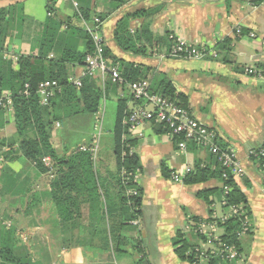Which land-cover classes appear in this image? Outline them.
Returning a JSON list of instances; mask_svg holds the SVG:
<instances>
[{"label": "crops", "instance_id": "1", "mask_svg": "<svg viewBox=\"0 0 264 264\" xmlns=\"http://www.w3.org/2000/svg\"><path fill=\"white\" fill-rule=\"evenodd\" d=\"M52 1L53 13L48 11L49 0H0V9L22 3L29 19L22 23L21 39L17 34L6 39L11 53L37 54L48 18L70 20L83 27L71 3ZM79 3L91 21L93 17H103L102 36L118 68L127 64L139 67L151 84L163 79L170 81L185 108L219 133L221 146L236 150L245 175L235 183L248 202L250 231L239 239L241 257L232 264H264V165L250 155L264 146V0H79ZM35 14L39 17L32 16ZM238 28L241 34L237 33ZM118 29L130 34L128 49L117 41ZM173 35L190 44L212 48L217 57L209 54L204 60L170 58ZM249 67L261 76L248 74ZM84 70V66L68 64V79L81 76ZM97 76L105 84L107 78ZM106 99L117 105L123 101L125 116L146 107L133 99L126 86L113 82ZM100 111L94 114L98 123H102V117L97 116ZM13 117L14 113L0 114V141L5 142L0 148L4 161L0 163V217L7 229L14 231L15 250L30 254L33 264H188L176 254L174 240L183 232L193 244L197 242L195 236L185 233V227L192 218H209L211 211L199 193L218 188L211 198L212 207L218 214L225 210L220 179L194 185L172 180L175 173L185 175L187 168L195 172L198 164L214 169L215 157L194 143H188L187 149L180 151L167 132H158L160 125L145 122L122 140L123 147L132 151L138 162L132 172L138 175L136 187L141 189L142 214L131 220V211L124 208L128 214L123 217L119 200L123 168L119 171L113 156L110 159L99 156L98 207L93 208L85 196L78 197L81 205L80 211L74 213L77 219L64 224L49 195L51 172L42 173L23 157L18 145L14 152L8 148L15 142L17 132ZM61 126V122L55 123L51 131L56 150L55 130ZM96 137L100 136L93 135V142ZM85 145L92 144L85 141L75 149ZM57 153L70 154V151L57 150ZM111 154L115 156V152ZM113 228L115 236L111 233Z\"/></svg>", "mask_w": 264, "mask_h": 264}, {"label": "trees", "instance_id": "2", "mask_svg": "<svg viewBox=\"0 0 264 264\" xmlns=\"http://www.w3.org/2000/svg\"><path fill=\"white\" fill-rule=\"evenodd\" d=\"M53 3L54 1L49 0L47 6L48 11L52 13L55 11ZM76 12L75 17H77V21H81V14L88 24H93L91 27H95L94 19L96 17H93L91 21L89 13L83 11L81 7H79V12L77 10ZM99 18L103 21L104 25L103 17L100 16ZM25 21L26 16L22 3L0 9V95L4 92L12 93L14 103L13 118L17 130L15 142L8 146V148L10 152H14L15 146L18 145V151L22 152L23 157L35 164L42 173L48 174L51 172V192L49 195L55 202V207L61 221L66 224L77 219L74 217V213L80 211L79 206L81 205L77 202L78 197L85 196L93 208L98 207V202H100L101 198V179L96 170L98 156L97 159L93 160L91 152H83L80 149H75L73 152L70 151V154H58L51 142L52 127L55 123L69 117L81 113L96 114L102 110V101L107 97L112 80L107 77L103 86L99 76L85 77L83 78V87L81 89L69 83L67 65L85 66L86 57L94 53L95 45L90 33L84 27L73 24L70 20L61 21L57 17L48 18L46 28L38 42L39 50L37 54L18 55L19 62L16 66L12 61L5 60L3 47L6 39L8 37L13 38L15 34H17L18 39H21V24L25 23ZM63 25H66L65 32L62 31ZM103 25L100 27L101 31ZM124 26L123 24L120 28ZM125 33L126 31L123 32L121 29H118L116 31V39L122 47L128 49L126 46L130 34L128 36ZM82 46L83 50H81ZM50 55H53V58H50ZM110 56L111 54L105 45V57L112 65L117 66L118 62L116 60L113 62ZM119 71L121 77L126 82H137L146 79L141 68H135L132 64L124 65L122 69L119 68ZM46 80L58 81L61 86V92L51 100L49 106L44 107L40 104L38 87ZM98 84H101V86ZM26 85H29L28 94H25ZM151 90L154 93L177 100L185 107L179 101V96L176 94V90L170 81L163 79L160 82H152ZM3 111L6 113V110L0 108L1 115H3ZM129 115L125 116V103L120 100L114 127L115 157L119 171L125 168L132 172L138 166L137 159L135 156L128 155L130 151L125 149L122 144L123 136L128 133L124 121L125 117L128 118ZM159 127V133L166 132L163 126ZM95 139L94 144L85 146L93 147L98 145L99 154V139ZM178 140H181V138L177 137L176 142ZM2 146H5V142L0 141V148ZM124 153H127L126 156H123ZM45 157L52 159L54 170L49 171V168L44 165L43 159ZM257 162L260 165H264V157L257 160ZM215 164L214 169L198 164L195 172L187 175L184 181L187 184L194 185L202 184L212 178L220 179L223 184L232 187L226 197H224V190L221 188V197L223 199L226 198L227 206L241 205L249 212L246 196L237 187L235 181H226L222 178L223 169L217 161ZM120 187L119 200L123 205V217L128 214L127 210H130V219L138 218L142 214L143 198L141 196V189L137 187L138 192H140L138 196L132 197L128 195L121 178ZM217 191L218 188L204 190L199 193V196L204 198L209 206H212L213 200L211 198ZM72 193L75 195L72 196ZM69 197L72 200H68ZM107 207L108 214L111 215L109 205ZM191 220L199 221L201 219L192 218ZM121 226H125V224H121ZM219 226L223 230L224 240L240 246L237 233L242 229V224L238 218H232L224 223L219 221ZM7 228L5 221L0 217V264H33L30 254H22L15 250L16 240L14 238V231L11 228ZM111 233L112 236H115L114 228L111 230ZM194 246L195 244L183 232L178 233L174 240L176 254L187 263V252L194 249ZM139 253L142 254V252ZM206 264L222 263L214 259Z\"/></svg>", "mask_w": 264, "mask_h": 264}, {"label": "built area", "instance_id": "3", "mask_svg": "<svg viewBox=\"0 0 264 264\" xmlns=\"http://www.w3.org/2000/svg\"><path fill=\"white\" fill-rule=\"evenodd\" d=\"M62 1L71 3L79 12L80 5L78 0ZM80 18L83 27L88 30L91 35L95 45V51L86 57L85 70L81 76L69 77L68 81L71 85L81 89L83 87V78L85 77L100 75L103 77V80L107 77L111 78L114 84L123 87L126 86L135 101L145 104L146 107H151V109L140 107L128 116L125 121L128 132H137L139 126L145 122L163 126L180 151H185L188 143H194L200 148L207 149L223 169L222 178L224 180L235 181L245 175L241 162L237 158L236 150L232 147H222L219 133L216 130L197 120L190 111L183 107L177 100L154 93L151 90V83L148 79H142L137 82H126L121 77L119 68L112 65L105 57V41L100 29L103 25V21L99 17H96L94 19L95 27H91L81 14ZM241 32L242 30L238 28L237 33L241 34ZM250 37L255 38L256 35L250 34ZM170 38L173 47L168 57L189 60H204L209 54H213L214 57H217L215 50L212 48L190 44L175 35L170 36ZM8 49V45L5 44L3 47L4 59L12 61L16 66L19 62V56L11 53ZM247 73L261 76L260 72L253 67L247 68ZM28 89L29 85H26L25 94H28ZM60 92L61 86L58 81L46 80L42 82L38 87L41 106H49L51 100ZM0 108L6 110L7 114L14 113V103L11 92H4L0 95ZM98 120L100 119L98 118ZM177 137H180L181 140L176 142ZM96 138L98 139V137ZM79 149L83 152H91L93 160L97 159L98 145L93 147L82 146ZM126 154L127 153H124L123 156H126ZM128 155L132 156V151H130ZM250 155L257 160L263 158L264 146L260 150L251 151ZM3 162V158L0 157V163L3 164ZM43 163L49 170H53V161L50 157H45ZM191 173H193V170L187 168L185 175ZM185 175L175 173L172 175V180L177 183L183 182ZM122 182L123 186L127 189L128 195L132 197L139 195L136 187L138 183V175L136 173L130 172L124 168L122 170ZM231 189L232 187L230 185L223 184L224 197L229 194ZM222 205L223 207L226 206L223 213L218 214L216 209L211 206L212 212L209 218L199 221L190 220L187 223L185 233L197 237V242L194 243V249L187 252L189 264H206L214 259L219 260L222 264H232L240 259V246L231 244L223 239V232L219 226V221L224 223L232 218H238L242 224V229L237 233V237L240 239L246 236L250 231V217L248 212L241 205L235 204L227 206L226 198H224ZM132 223L138 225L137 221Z\"/></svg>", "mask_w": 264, "mask_h": 264}, {"label": "rangeland", "instance_id": "4", "mask_svg": "<svg viewBox=\"0 0 264 264\" xmlns=\"http://www.w3.org/2000/svg\"><path fill=\"white\" fill-rule=\"evenodd\" d=\"M37 16V14L32 15ZM29 20L26 18V21ZM23 24H21V34L23 31ZM103 84V83H102ZM105 85V84H103ZM105 108V110L103 109ZM104 110V111H103ZM118 105L117 102L112 100L102 101V110L99 116L102 117V124L96 121V117L92 113H81L61 121V127L55 130L57 140L55 139L54 145L60 152H64L66 149L71 151L78 146H81L85 141L90 144H94L93 135L99 137V156L116 161V157L111 154L115 152L114 142V127L116 124ZM117 166V163L115 164ZM218 210L221 212V207L218 206Z\"/></svg>", "mask_w": 264, "mask_h": 264}]
</instances>
